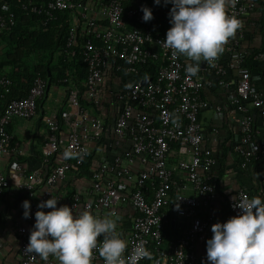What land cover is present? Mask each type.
Wrapping results in <instances>:
<instances>
[{"label":"built area","instance_id":"obj_1","mask_svg":"<svg viewBox=\"0 0 264 264\" xmlns=\"http://www.w3.org/2000/svg\"><path fill=\"white\" fill-rule=\"evenodd\" d=\"M150 2L154 0L22 3L27 14L41 15L45 24L57 12L69 11L66 45L88 68L84 93L88 103L81 102L80 90L73 86L67 96L71 109L44 116L47 136L38 143L40 166L36 168L19 159L22 152L10 126L37 116L48 81L37 76L26 96L15 97L13 79L1 72L0 42V200L14 189L22 194L21 207L25 200L31 204V217L22 216L13 223L20 239L19 264H59L55 257L44 261L25 250L35 213L40 210L38 205L52 196L59 201L57 207L68 205L75 213L88 210L101 218L111 214L117 222V234L127 242L125 257L142 246L152 255L150 264H210L206 255L196 250L197 242L211 233L216 223L207 211L219 198L215 170L219 159L211 147L204 146L200 119L201 112L210 106L204 94L208 88L226 90L228 100L241 115L236 147L241 166L264 162V141H255L251 110L254 107L264 116V93L254 87L261 78L246 68L248 51L244 47L246 35L261 33L257 1L235 0L234 5L227 6L228 15L237 18L240 27L225 44L224 52L204 67L201 61L194 76L186 67L195 62L173 55L164 46L170 22L157 27L158 16L148 22L142 19L141 8ZM170 10L162 12L169 15ZM14 23L12 12L0 16V29ZM256 60L264 65V49L257 53ZM147 64H159L160 70L156 79L142 84L144 79H136L135 74L138 65ZM111 69L129 73L134 80L128 86L121 84L115 93L110 122L93 111L95 107L102 111L100 88ZM72 73L73 69L71 77ZM65 152L70 155L66 157ZM89 155L93 156L91 175L75 178V188L68 192L71 200H67L63 189L68 185V172L80 174ZM174 157L176 165L171 168ZM35 197L37 200L31 201ZM243 198L252 196L242 189L229 201L227 220L240 214L234 204ZM180 219L186 221L184 227L179 225ZM169 225L176 230L180 226L181 230L167 237L165 229ZM102 240L103 236L99 237L98 243ZM147 260L141 259L138 264ZM92 263L103 264L98 251L94 250Z\"/></svg>","mask_w":264,"mask_h":264},{"label":"clouds","instance_id":"obj_2","mask_svg":"<svg viewBox=\"0 0 264 264\" xmlns=\"http://www.w3.org/2000/svg\"><path fill=\"white\" fill-rule=\"evenodd\" d=\"M156 5L161 0H154ZM173 5L169 16L171 27L164 46L173 55H182L195 62L188 64L187 73L196 75L201 61L211 62L224 52L240 22L228 15L227 6L235 0H164ZM142 19L152 20L153 12L142 6ZM69 152H65L68 157ZM51 197L41 201L35 213V224L25 250L44 261L55 257L59 264H92L93 252L98 251L103 264H138L141 259H152L142 246L125 257L127 242L117 234V222L111 214L103 218L84 210L74 212L68 205L59 206ZM24 218L31 217L30 201L25 200ZM234 207L240 214L227 222L215 223L212 238L206 242L210 264H264V200L259 197L238 199ZM43 209H51L45 212ZM103 236L102 242L98 238Z\"/></svg>","mask_w":264,"mask_h":264},{"label":"crops","instance_id":"obj_3","mask_svg":"<svg viewBox=\"0 0 264 264\" xmlns=\"http://www.w3.org/2000/svg\"><path fill=\"white\" fill-rule=\"evenodd\" d=\"M259 33L248 36L244 45L259 47L262 37ZM7 70V69H6ZM134 77L126 72H106L105 81L100 88V96L104 105L101 108V114L110 117L114 111L115 93L121 87V84L130 85ZM255 89L264 93V83L258 81L254 85ZM206 98L210 101V106L201 112L200 119L204 127L205 142L204 146L211 147L218 156L220 165L216 169V186L219 193L218 200L207 211L217 222H227L229 201L240 191H250L252 197H259L264 200V165L258 162H252L247 167L239 165L240 156L236 147L239 142L240 113L236 107H232L228 100L226 90L218 88H208L204 92ZM67 90L63 86H49L47 93L39 104L38 114L31 121L17 120L10 126V131L14 139L20 145L21 154L19 159L27 163L29 167L36 168L40 166V152L38 143L46 140L47 128L44 123V116L55 110H69L71 105L67 98ZM219 107L220 110L217 108ZM254 114L255 141L260 143L264 141V116L254 107L251 108ZM67 130L68 127L64 126ZM215 129L217 132L215 133ZM214 138L216 140L214 141ZM175 157L170 167L176 165ZM264 163V162H261ZM191 193V191H188ZM22 198V194L11 189L0 200V264H19V243L20 239L13 225L15 219L22 218L23 209L21 205H16ZM37 198H33L35 202ZM184 220H179V225L185 226ZM176 230V227H174ZM180 226L176 232L180 231ZM213 233L202 237L197 244L196 250L207 257L206 242L212 238ZM210 263V262H209ZM94 264V263H92Z\"/></svg>","mask_w":264,"mask_h":264},{"label":"trees","instance_id":"obj_4","mask_svg":"<svg viewBox=\"0 0 264 264\" xmlns=\"http://www.w3.org/2000/svg\"><path fill=\"white\" fill-rule=\"evenodd\" d=\"M24 1L25 0L0 1V16H6L8 12H12L15 20L14 25L5 29H0V42L2 44L1 72H7L13 79L14 90L16 92L15 97L26 96L34 79L37 76H41L48 81V87L53 85L63 86L67 90V94L71 87H77L80 90L81 102L87 104V97H85L84 93L88 68L83 60L75 57L72 54V50H69L66 45L71 21L70 12H57L56 17L53 18L49 24H45L41 15L27 14L23 10L22 3ZM256 1L259 6L258 11L261 17L258 22L262 26L259 35L262 37V42L259 47L253 46L250 43L249 45H244L245 49L248 51L245 65L252 74H258L261 81L264 83V65L256 60L257 53L264 49V3H262L261 0ZM159 5L163 8L156 5L155 2H150L148 6L153 12V17H159L157 27L162 22L170 21V16L163 13L164 9L170 10V4H165L164 0H161ZM246 38H248V35H246ZM72 69L73 77H71ZM137 70L138 73L135 74L136 79L149 78L154 80L158 76L160 65H138ZM65 79L68 80L65 81ZM218 88L220 87H216L215 89L217 90ZM2 95L3 92L0 91V99ZM231 106L234 107L233 104ZM102 107L103 106H101V108ZM114 108L115 107H113L112 111H114ZM93 112L95 114L101 113L100 109L97 107H95ZM92 162L93 156L89 155L85 169H83L80 174H77L75 170L68 172V185L63 189L64 192H66L65 195L68 194L70 189L75 188V178L81 176L90 177L91 171L89 166ZM254 162L264 165V163L259 161ZM219 165L220 162H218L215 170L218 169ZM239 165L241 166V162H239ZM248 192L250 193V191ZM67 197V200H71V195L68 194ZM19 204L20 200L16 205ZM174 229L175 228L171 225L167 226L165 235L167 237L170 236L175 231ZM142 264H150V260Z\"/></svg>","mask_w":264,"mask_h":264},{"label":"water","instance_id":"obj_5","mask_svg":"<svg viewBox=\"0 0 264 264\" xmlns=\"http://www.w3.org/2000/svg\"><path fill=\"white\" fill-rule=\"evenodd\" d=\"M205 63H206V62H203V61H202V66H203V67L205 66ZM149 80H150L149 78L144 79V80L142 81V84H147V83L149 82Z\"/></svg>","mask_w":264,"mask_h":264}]
</instances>
